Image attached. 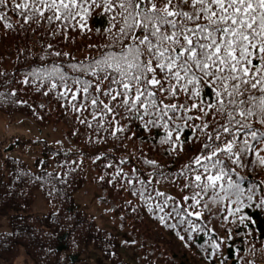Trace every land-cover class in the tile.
<instances>
[{
  "label": "trees",
  "instance_id": "trees-1",
  "mask_svg": "<svg viewBox=\"0 0 264 264\" xmlns=\"http://www.w3.org/2000/svg\"><path fill=\"white\" fill-rule=\"evenodd\" d=\"M80 2L90 8L84 27L79 16L68 22L39 18L25 22L11 10V0L4 9L5 19L0 20V114L30 118L40 129L64 128V139L57 147L22 136L12 137L7 144L0 140V221L8 218V229L0 232V261L13 264L24 254L34 264H91L83 257L93 253L104 264H264V165L256 155L264 156V144L248 137L253 151L243 154L240 165L221 157L226 170L234 169L232 180L244 189V207L239 212L230 200L211 204V213L202 210L200 220L187 218L195 231L187 220L180 223L175 213L169 217L173 207H187L182 197L191 190L184 188L181 172L186 165L198 167L192 160L207 137L185 127L180 145L173 150L171 144L162 143L166 136L162 126L149 125L146 130L143 121L127 116L122 107L116 109L120 115L115 119L101 111L102 105L94 109L92 90L87 100L82 92L72 99L53 68L69 78L72 92L77 88L73 78L95 86L97 79L90 71L71 65H94L121 47L119 8L105 12L103 0H96V5L91 0ZM52 83L57 87L52 88ZM107 86L108 81H102L101 88ZM204 92L205 102H214L211 89ZM100 99L108 103L107 97ZM226 119L220 115L215 123L210 119L205 132ZM251 122L264 131V126ZM117 126L123 131L116 132ZM244 138L241 133L238 143ZM14 149L27 158L12 156ZM90 185L103 210L122 221L121 233L104 228L87 207L77 205V195ZM157 192L174 197L176 204L169 201L164 212L158 211L155 205L163 206L164 199ZM38 199L47 206L46 213L37 210ZM229 207L234 214H229ZM161 215L169 226L160 222ZM241 216L246 217L243 222ZM213 243L219 245L215 250Z\"/></svg>",
  "mask_w": 264,
  "mask_h": 264
},
{
  "label": "snow or ice",
  "instance_id": "snow-or-ice-1",
  "mask_svg": "<svg viewBox=\"0 0 264 264\" xmlns=\"http://www.w3.org/2000/svg\"><path fill=\"white\" fill-rule=\"evenodd\" d=\"M91 3L96 5V0ZM8 8L9 0H0V20L5 19L4 9ZM115 8L122 17L120 50L106 53L94 65H71L85 73L90 71L97 79L95 86L89 80L73 78L77 88L72 92L69 78L59 68H53V73L60 74L73 100L80 92L87 100L92 90V107L102 105L101 111L113 119L120 115L116 109L122 107L127 116L143 121L146 130L149 125L162 126L166 132L162 143L171 144L173 150L180 145L185 127L206 135L200 154L192 160L198 167L186 165L181 172L186 180L184 188L191 190L182 197L187 207H173L167 213L169 217L175 213L180 223L189 217L200 220L202 210L211 213L210 205L224 200H230L239 212L244 207V189L232 180L230 172L234 169L226 170L228 165L221 157L240 165L243 154L253 151L248 137L264 144V131L255 129L251 122L264 126V0H103L105 12ZM11 10L25 22L33 18L68 22L79 16L84 27L90 8L80 0H11ZM104 80L108 86L102 89ZM205 89L214 93V102H205ZM100 96L107 97L108 103ZM217 115L226 116V123L205 132L210 128V119L215 123ZM115 131L123 129L117 126ZM241 133L245 138L238 143ZM256 155L264 165V156L259 152ZM148 163L155 165L154 161ZM248 192L247 199L251 201L252 189ZM156 195L164 199L163 206L155 205L160 212L169 201L176 204L172 196L163 192ZM228 211L234 214L231 207ZM240 219L243 222L246 217ZM159 220L169 226L164 215ZM187 222L195 231L193 221ZM218 247L212 244L214 250Z\"/></svg>",
  "mask_w": 264,
  "mask_h": 264
},
{
  "label": "rangeland",
  "instance_id": "rangeland-1",
  "mask_svg": "<svg viewBox=\"0 0 264 264\" xmlns=\"http://www.w3.org/2000/svg\"><path fill=\"white\" fill-rule=\"evenodd\" d=\"M14 136H22L28 139L36 141H45L57 147L64 139V128L62 126H52L40 129L36 126L32 119L14 115L8 117L7 115L0 114V140L3 144H7L9 140ZM31 155V153H29ZM12 156L27 158V154L14 149L11 152ZM32 162V159H29ZM95 187L90 185L77 195V205L79 207H87L90 213H92L99 221L100 225L104 228L119 234L122 231L121 220H117L114 217L109 216L103 208L97 202V194L94 192ZM37 210L41 213L47 212V206L43 200L38 199L36 202ZM8 218H2L0 221V232L8 229ZM125 226V225H124ZM84 261L91 264H104L101 256H95L93 253H89L83 257ZM110 264L109 262H105ZM0 264H9L0 261ZM13 264H34L31 259L22 254Z\"/></svg>",
  "mask_w": 264,
  "mask_h": 264
}]
</instances>
